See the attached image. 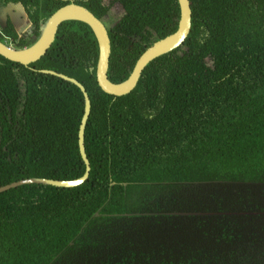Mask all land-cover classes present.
<instances>
[{"label":"trees","instance_id":"1","mask_svg":"<svg viewBox=\"0 0 264 264\" xmlns=\"http://www.w3.org/2000/svg\"><path fill=\"white\" fill-rule=\"evenodd\" d=\"M21 2L32 45L68 0ZM73 0L104 18L112 83L176 31L177 0ZM190 32L150 61L135 88L113 96L95 78L91 29L64 21L27 67L0 56V187L73 180L80 90L90 113V170L79 186L27 184L0 193V264H264V0H189ZM12 32V25L4 30ZM20 47V48H23ZM129 57V60H128Z\"/></svg>","mask_w":264,"mask_h":264},{"label":"water","instance_id":"2","mask_svg":"<svg viewBox=\"0 0 264 264\" xmlns=\"http://www.w3.org/2000/svg\"><path fill=\"white\" fill-rule=\"evenodd\" d=\"M179 8V20L176 31L155 41L138 57L128 78L121 83H112L107 76L109 57L111 53L110 40L105 25L93 13L83 6L74 3L66 4L55 10L45 23L39 38L30 46L14 49L0 42V56L27 67L39 60L54 41L57 29L64 21H79L86 24L92 31L97 42L98 56L95 66V78L100 90L113 96H122L130 93L136 86L145 66L153 59L170 52L182 45L190 32L191 9L189 0H177ZM53 75L74 84L81 92L84 100V111L78 129L79 154L85 164L84 174L73 180H52L43 178H29L12 182L0 187V193L21 185L37 184L58 188H72L82 184L88 177L89 162L85 154L84 129L90 113L89 96L85 88L75 79L50 70L39 71Z\"/></svg>","mask_w":264,"mask_h":264},{"label":"flooded vegetation","instance_id":"3","mask_svg":"<svg viewBox=\"0 0 264 264\" xmlns=\"http://www.w3.org/2000/svg\"><path fill=\"white\" fill-rule=\"evenodd\" d=\"M5 0H0V42H2V43H4L5 45H7V46H10V47H12L11 46V44H13V47L12 48H14V49H21V48H17L16 46L17 45H20V47H23V46H21V44L25 41V40H28L30 37H31V34H32V31H31V22H30V18H29V16H28V14L26 13V10H25V7L23 6V4H21V2H16V3H11V2H7V3H5L4 5L2 4L3 2H4ZM63 1V0H62ZM69 1V3H74L73 2V0H68ZM86 1H90V3H96V4H100L101 6H107V7H109V11H110V8H111V6L112 5H117V2L116 1H112V0H83V2H86ZM68 3V4H69ZM9 5H20L22 8H23V10H24V14H25V20H27L28 21V23H29V25H30V29L28 30V35L25 37V38H19L18 39V42L17 41H14V42H12V40L9 38V37H11V33L14 31V24H15V22H14V20L11 22L10 20H9V18L7 17V19L6 20H3V16L2 15H4V12H5V9L7 8V6H9ZM87 9V8H86ZM57 10V9H56ZM89 11H90V9H89ZM91 13H92V11H90ZM52 14V13H51ZM51 16V15H50ZM106 15H104L103 16V19H101V21H102V23L105 25V22H104V18H106L105 17ZM8 21H10L8 24H11L12 25V32H10V34L9 33H5L4 32V30H5V28L6 27H8V24L6 25V23L8 22ZM47 22V21H46ZM45 22V23H46ZM6 25V26H5ZM45 25V24H44ZM44 27V26H43ZM43 27H42V29H41V33H42V30H43ZM105 27H106V29H107V26L105 25ZM41 35V34H40ZM39 38V37H38ZM37 38V39H38ZM36 39V40H37ZM9 40H11L10 42H9ZM6 41H8L9 43H6ZM16 42V43H15ZM20 42V43H19ZM11 43V44H10ZM24 48V47H23Z\"/></svg>","mask_w":264,"mask_h":264},{"label":"rangeland","instance_id":"4","mask_svg":"<svg viewBox=\"0 0 264 264\" xmlns=\"http://www.w3.org/2000/svg\"><path fill=\"white\" fill-rule=\"evenodd\" d=\"M106 1V0H105ZM117 2V1H116ZM122 12H124V8L121 6V4L119 2H117V5H112L110 8V14L111 15H115L118 16L120 15ZM3 20H6L7 17L9 18V20L12 22L14 20L15 22V28L14 31L10 34L11 37H9L12 42L17 41L20 38H25L28 34V30L30 29V25L28 23L27 20H25V14H24V10L20 5H9L7 6V8L5 9L4 15H2ZM107 18V17H106ZM8 21L6 23V25L10 22ZM31 22V21H30ZM5 25V26H6ZM105 25L107 26V24L105 23ZM27 34V35H26ZM26 35V36H25ZM9 40V42L11 41ZM8 41H6V43H9ZM16 43V42H15ZM20 43V42H19ZM11 44V43H10ZM11 46L13 47V44H11ZM17 48H20V45L16 46ZM129 60V57H128Z\"/></svg>","mask_w":264,"mask_h":264}]
</instances>
